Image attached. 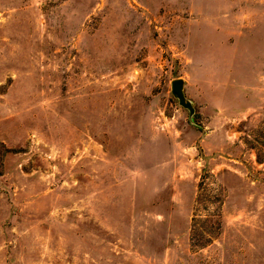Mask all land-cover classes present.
Instances as JSON below:
<instances>
[{
  "label": "rangeland",
  "instance_id": "obj_1",
  "mask_svg": "<svg viewBox=\"0 0 264 264\" xmlns=\"http://www.w3.org/2000/svg\"><path fill=\"white\" fill-rule=\"evenodd\" d=\"M0 264H264V0H0Z\"/></svg>",
  "mask_w": 264,
  "mask_h": 264
},
{
  "label": "water",
  "instance_id": "obj_2",
  "mask_svg": "<svg viewBox=\"0 0 264 264\" xmlns=\"http://www.w3.org/2000/svg\"><path fill=\"white\" fill-rule=\"evenodd\" d=\"M170 91L172 96L177 100L178 104L188 111V116L192 119L195 108L192 101L188 99L184 93V80L182 78H175L170 82Z\"/></svg>",
  "mask_w": 264,
  "mask_h": 264
}]
</instances>
